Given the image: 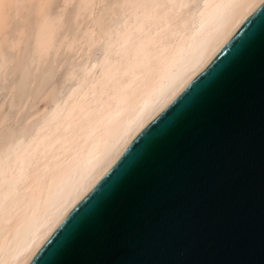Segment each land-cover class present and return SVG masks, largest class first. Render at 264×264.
Returning a JSON list of instances; mask_svg holds the SVG:
<instances>
[{
	"label": "water",
	"instance_id": "95a60500",
	"mask_svg": "<svg viewBox=\"0 0 264 264\" xmlns=\"http://www.w3.org/2000/svg\"><path fill=\"white\" fill-rule=\"evenodd\" d=\"M25 264H264V0Z\"/></svg>",
	"mask_w": 264,
	"mask_h": 264
},
{
	"label": "bare ground",
	"instance_id": "6f19581e",
	"mask_svg": "<svg viewBox=\"0 0 264 264\" xmlns=\"http://www.w3.org/2000/svg\"><path fill=\"white\" fill-rule=\"evenodd\" d=\"M260 1L212 0L213 7L194 21L199 30L190 33L187 39L180 37L181 45L174 56H169L168 41L161 33L174 34L169 20L183 14L180 5L186 0H119L123 7L117 31L133 44L141 36L149 39V45L142 51V65L131 66L127 70L126 89L135 87L150 68L152 60L149 52L152 49L158 50L162 57L173 63L184 61L191 53L195 61L191 74L176 87L169 101L206 64ZM164 2L174 7L164 10L156 6ZM59 15V11L52 12L46 24L45 40H55ZM217 19L227 20V26L213 46L198 56L201 33ZM88 39L93 40L94 34L90 33ZM94 71L74 62H70L64 70L65 73L71 72L74 78H78L80 73ZM58 91L57 88L55 95ZM123 95L121 93L113 106L105 109L103 99L95 90L77 89L70 104L57 103L50 110L43 108L30 115L28 129L16 124L13 131L5 130L8 134L0 141L3 143L0 144V264H25L125 144L166 104L139 122L131 134L100 138V125L110 127L113 121L120 118L118 106ZM13 104L3 115L5 117H1V125L19 114L18 106L15 109ZM5 145L14 147L10 146L13 149L8 152V147L4 151Z\"/></svg>",
	"mask_w": 264,
	"mask_h": 264
},
{
	"label": "clouds",
	"instance_id": "9594fccd",
	"mask_svg": "<svg viewBox=\"0 0 264 264\" xmlns=\"http://www.w3.org/2000/svg\"><path fill=\"white\" fill-rule=\"evenodd\" d=\"M57 3L56 38L47 41L46 24ZM156 6L164 10L174 7L167 2ZM122 7L119 0H0V97L7 98V93L23 105L32 94L45 92L48 98L58 88L52 96L55 106L70 104L77 89L95 90L107 109L123 93L118 106L120 118L110 127L100 125L98 136L106 139L131 134L139 122L167 103L191 74L195 61L189 53L184 61L173 63L152 49L150 68L135 87L126 89L127 70L142 65V51L149 39L141 36L133 44L117 31ZM180 7L183 14L169 20L174 34L161 33L168 41L169 56H174L181 45L180 37L187 39L199 30L194 21L213 4L212 0H186ZM227 23L217 19L201 33L198 56L213 46ZM90 33L93 40L88 39ZM70 62L95 71L74 78L71 72L62 71Z\"/></svg>",
	"mask_w": 264,
	"mask_h": 264
},
{
	"label": "rangeland",
	"instance_id": "374dc122",
	"mask_svg": "<svg viewBox=\"0 0 264 264\" xmlns=\"http://www.w3.org/2000/svg\"><path fill=\"white\" fill-rule=\"evenodd\" d=\"M59 7H60L59 3L54 4L53 5V12L59 11ZM66 67H67V65L65 66V68ZM65 68L62 70L63 72H64ZM57 82H58V80L54 83L58 84ZM52 96H55V90L52 92L51 96H48V98H46L45 92H38V93H35L34 95L32 94V96H30V98L27 100V102L23 105H20L17 102V100L15 99V97L12 95H9V97H7L5 99H3L4 97H0V101L2 100L0 102V121H2L1 117L5 114V112L7 110L9 111V109H10L9 107L11 106V108H12L13 103H15V104H13V107H15V109H16L18 106L17 109H18V111L20 110L19 114L17 113L16 116L13 117L15 119L10 118L9 120H7L8 122L6 124L3 123L4 126L1 125V122H0V125H1V127H0V136H1L0 141L4 140L5 139L4 137L6 136V134H8V132H10L11 130L13 131L19 125H21L24 129H28L30 126V123L28 122L30 120V115H34L35 113L40 112L43 108L45 110L46 109L50 110L53 107ZM3 117H5V116H3ZM12 119H13V121H12ZM16 120H17V122H16ZM16 124H17V126H16ZM5 130L6 131L9 130V131L6 132ZM0 144H3V143H0ZM10 146L14 147V145H8L5 147L4 151L6 150L7 147H8V149H10V150H8V152L11 151L13 149V147H10Z\"/></svg>",
	"mask_w": 264,
	"mask_h": 264
}]
</instances>
